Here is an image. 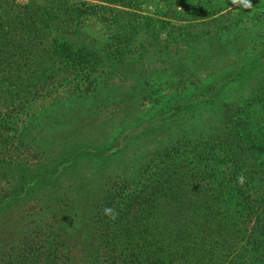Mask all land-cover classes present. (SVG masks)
I'll list each match as a JSON object with an SVG mask.
<instances>
[{
	"label": "rangeland",
	"instance_id": "obj_1",
	"mask_svg": "<svg viewBox=\"0 0 264 264\" xmlns=\"http://www.w3.org/2000/svg\"><path fill=\"white\" fill-rule=\"evenodd\" d=\"M31 1V6H42L45 0L15 3ZM75 1L68 0L77 5ZM84 1L98 7L75 21V33L86 45L82 66L72 70L70 65L77 61L63 53L53 57L61 69L59 75L48 71L46 77L38 78L36 71H27L35 68L36 61L27 59L22 66L31 65L22 72V79L28 80L21 81L18 94H0V194L11 190L14 177L23 171L42 172L75 146L88 147L93 152L81 154L74 171L63 177L65 193L59 198L67 205L80 197L82 220L72 221L82 227L75 237L85 240L77 252V258L83 259L80 264H132L136 256L140 264H159L147 260V249L150 242L164 238L165 224L171 226L173 244L184 245L185 238L196 240L193 234L175 236L184 223V212L172 208L162 221L152 223L151 212L146 210L138 232H122L115 245L108 239L105 244L99 239L98 224L91 219L93 199L113 191L123 214L128 195L145 188L138 174L149 159L161 158L180 139H206L232 105L241 106L263 90L264 0ZM75 23L60 24L55 33L70 35L75 31L70 25ZM227 76L218 102L208 101L189 110L175 106L208 93L209 82ZM43 82L45 88L40 86ZM153 118L159 121L155 127L149 125ZM145 171L143 176L150 178L156 170ZM54 194L50 187L31 193L26 202L18 204L17 213L40 223L42 216L36 212L45 207L44 200L50 198L52 203ZM15 214L16 210L1 219L10 236L23 229ZM125 214L124 221L136 215L134 211ZM173 214L178 219L167 223ZM241 219L217 225L220 236L214 238L222 241L215 245L222 243L224 250L212 257L214 263L235 258L246 243L254 217Z\"/></svg>",
	"mask_w": 264,
	"mask_h": 264
},
{
	"label": "trees",
	"instance_id": "obj_2",
	"mask_svg": "<svg viewBox=\"0 0 264 264\" xmlns=\"http://www.w3.org/2000/svg\"><path fill=\"white\" fill-rule=\"evenodd\" d=\"M31 3L32 1L18 4L15 0H0V94H18L17 91L23 86L22 82L28 80L22 79V72L31 65L22 66L27 59L36 61L33 64L35 68L31 66L27 71H36L38 78L46 77L48 71L53 76L59 75L61 69L54 63L53 57L63 53H67L68 58H74L73 62L77 61L70 65L72 70L82 66L86 45L75 33V21L87 10H95L98 4H89L84 0L75 1L77 5H72L68 0H45L42 6H31ZM70 22L75 23L70 25L75 28L74 33H55L57 26ZM41 58L47 59L40 61ZM251 64L255 66L256 62ZM246 66L248 68L251 65L243 68ZM227 78L228 76L209 82L208 93L189 97L184 104L177 103L175 106L189 110L208 101L218 102L220 90ZM45 84L43 82L40 86L45 88ZM262 88L241 106L232 105L224 113V120L217 123L215 133H211L206 139H180L161 158L149 159L145 169H139L138 174L142 175L139 181L145 180V188H136V191L128 195L122 208L123 214L119 211L122 205L113 191L109 190L99 196L98 200L95 196L91 219L98 224L100 241L109 244L105 241L108 239L115 245V239H120L122 232L128 235L138 232L146 210L147 213L151 212L150 222L155 223L162 221L163 216L176 207V211L184 212V223L177 227L175 236L183 233L190 237L193 234L196 240L192 237L185 238L186 244H173L169 238L172 232L168 231L171 226L165 224L164 238L149 243L147 260H156L159 264H165L166 261L171 264H202L205 261L218 264L219 262L212 261L218 250H224L222 243L215 245L219 240L222 241L214 238L215 234L220 236L218 226L228 224V221L231 224L237 220L242 221L241 217H254L249 227V237L245 239L246 243L241 250L235 258L233 256L230 261L222 259L220 264H264V87ZM38 89L37 87L36 90ZM174 110L176 109L171 110L172 113H175ZM167 114L166 112L162 117ZM157 122L159 121L153 118L149 125L155 127ZM92 152L88 147L77 145L63 157L49 162L51 165L42 172L34 174L23 171L21 175L15 176L10 186L12 189L0 194V264L81 263L83 259L77 258V252L85 244V240L75 237L82 227L72 224L74 219L75 223L82 220L81 211L79 212V209L82 210L79 205L80 197L75 196L67 205H63L59 198L65 193L63 177L74 171L81 154ZM102 152L99 151L98 154ZM150 168L156 170L154 174L150 178L143 176L145 170ZM47 187L53 188L56 194L51 196L52 203L50 198L44 200L45 207L40 206L36 212V215L42 216L40 223L35 224L27 216L17 213L20 202H26L31 193ZM60 188L62 189L59 191ZM13 203L17 204L8 211ZM14 210L15 218L23 222V229L19 233L14 231L10 236L3 229L1 219L4 220ZM126 211H134L136 215L124 221ZM174 218L178 219L174 214L172 217L168 216L166 222L170 223ZM17 234V238L13 237ZM9 241L11 244H8ZM131 262L140 264L141 259L136 256Z\"/></svg>",
	"mask_w": 264,
	"mask_h": 264
}]
</instances>
